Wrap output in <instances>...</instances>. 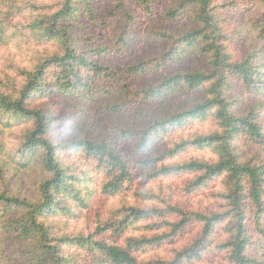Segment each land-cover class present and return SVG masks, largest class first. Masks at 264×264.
I'll return each mask as SVG.
<instances>
[{
  "label": "trees",
  "instance_id": "16d2710c",
  "mask_svg": "<svg viewBox=\"0 0 264 264\" xmlns=\"http://www.w3.org/2000/svg\"><path fill=\"white\" fill-rule=\"evenodd\" d=\"M91 1L0 0V47L25 58L17 75L0 76V264H139L140 253L172 241L194 223L202 231L191 246L153 264L200 258L221 226L226 237L217 249L225 264H264V0H250L261 10L249 23L257 45L242 60L228 45L220 16L224 6L216 0L169 1L163 17L187 26L180 33L149 32L151 40L167 43L166 50L128 64L135 86L77 45L73 33L81 20L97 22ZM132 1L151 12L150 0ZM112 3L110 18L134 20L125 0ZM124 36L115 52L126 45ZM186 61L190 67L182 69ZM57 99L112 116L114 139L139 159L131 160L106 135H61L57 130L73 120L56 113ZM127 112L122 125L117 118ZM194 123L212 127L151 154L173 130ZM189 149L212 158L164 164ZM133 164L153 169L148 180L193 175L188 193L221 180L218 208L186 213L171 205L160 210L132 203L130 198L159 200L136 185ZM25 171L30 182L23 193L9 176ZM92 172L100 178L97 190ZM97 197L121 201L98 215L89 234L58 232L53 216L77 217ZM142 229L157 235L126 236Z\"/></svg>",
  "mask_w": 264,
  "mask_h": 264
},
{
  "label": "rangeland",
  "instance_id": "374dc122",
  "mask_svg": "<svg viewBox=\"0 0 264 264\" xmlns=\"http://www.w3.org/2000/svg\"><path fill=\"white\" fill-rule=\"evenodd\" d=\"M171 0H150L151 12H146L142 7L136 5L132 0H125L128 11L133 15L134 20L130 23L117 17L112 19L109 17L114 4L112 0H92L90 6L97 17V22L91 24L87 19L81 20V26L73 35L78 39L76 42L81 51L87 53L90 59L97 61L102 65H109L110 67L122 72L123 76L127 77L133 86L136 82L130 79L127 74L128 64L135 62H142L144 57H150L161 49L166 50L165 42H155L150 39L149 32L151 30H169L173 33H180L187 23L184 22H170L166 20L163 15L167 9L168 3ZM219 6L225 8L220 10L222 18L223 29L228 38V45L231 53L237 60H242L247 54L257 45V38L250 29V20L255 19L261 10L252 6L250 0H216ZM126 34L124 39L126 45L119 52H115L118 39L121 35ZM98 47L107 48L108 52L104 55H96L90 50ZM24 56L13 49L0 47V76L7 72L11 75H17L20 68L24 64ZM182 69L190 67V61H186ZM58 103L55 107L57 114L61 115L63 120L70 116V121L73 120V125L68 124L62 129H58L61 135L67 134V137L90 135L94 137H103L104 135L112 138L114 145L122 150L131 160L139 157H134L129 153V150L118 140L114 139L109 123L112 122V116L103 113L101 110L93 107H88L85 104H80L78 107H72L63 100L57 99ZM252 101V99H249ZM52 103V100H51ZM82 114V118L77 119ZM129 112L123 117L117 118L122 125H127ZM76 119V120H75ZM212 124L194 123L186 128H179L173 130L168 137L163 138L156 145L153 146V153L167 150L172 146V142H178L179 138L186 139L190 134L196 131L208 132L211 130ZM264 157V152L261 153ZM204 159L209 160L211 155L206 152L189 149L181 154L176 159L165 161V165L183 162L187 159ZM150 168V167H149ZM143 168L140 165L133 164V173L136 179V185L145 192H150L159 197V200L146 201L142 198H130L132 203L142 204L148 209L157 208L160 210L168 209V206L178 207L186 213L203 212L217 209V204L220 202L217 198V193L221 189V180L212 182L208 187L199 189L196 192L188 193L185 191L188 180L193 179V175L160 177L155 180H148L146 176L151 172V168ZM12 181V186H20L24 188L23 193L29 186L30 175L25 172H19L17 175L9 176ZM90 178L93 179V188H99L100 178L96 173H90ZM121 199L106 200L101 197L95 199L88 211L81 209L78 211L79 216H53L52 220L60 227L58 232L61 235H70L77 233L89 234L96 226L98 215H104L109 208L119 204ZM175 217H171L173 219ZM156 220L161 221L158 217ZM174 221H178L174 219ZM201 226L197 223L192 224L187 229L175 236L172 241L165 242L160 245H155L149 248L142 254L138 255L139 264H153L158 260H172L177 251H182L191 246L192 242L201 233ZM146 234L150 237H155L156 233H151L146 229L139 232H131V235ZM224 227H218L214 233L212 246L201 254L200 258L194 257L186 261L184 264H225L224 256L217 249V245L225 240Z\"/></svg>",
  "mask_w": 264,
  "mask_h": 264
}]
</instances>
